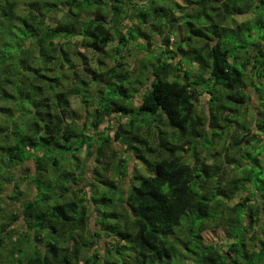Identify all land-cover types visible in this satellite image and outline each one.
Listing matches in <instances>:
<instances>
[{
	"label": "trees",
	"instance_id": "16d2710c",
	"mask_svg": "<svg viewBox=\"0 0 264 264\" xmlns=\"http://www.w3.org/2000/svg\"><path fill=\"white\" fill-rule=\"evenodd\" d=\"M181 1L0 0V255L18 235L13 264H264V0ZM130 44L146 53L135 74L121 55ZM92 87L116 98L89 114L88 127L72 99ZM252 93L261 112L251 119ZM204 94L207 112L197 106ZM132 109L147 118H129ZM106 120L146 174L135 173L124 193L96 168L89 208L77 162L84 148L88 158L97 148L96 163L110 153L127 175L129 160L98 133ZM213 145L221 149L200 156ZM20 171L36 190L31 199L18 197ZM77 172L83 188L73 185ZM10 184L17 213L2 208ZM20 220L26 231L13 227ZM210 228L227 243H206Z\"/></svg>",
	"mask_w": 264,
	"mask_h": 264
},
{
	"label": "rangeland",
	"instance_id": "374dc122",
	"mask_svg": "<svg viewBox=\"0 0 264 264\" xmlns=\"http://www.w3.org/2000/svg\"><path fill=\"white\" fill-rule=\"evenodd\" d=\"M177 1L178 3H182L181 0H174ZM179 12H176V14H178ZM245 19V17H241L240 20ZM176 35L177 38H182L184 35V31L183 28L179 25L176 28ZM173 39V38H172ZM140 43L144 42V40H139ZM160 40L159 38L154 39L152 46L149 48L150 51H152L155 55H158L161 51H162V47H160ZM113 46H111L112 48ZM127 50H130L129 54H126V52H122L121 55L124 56V60L125 63L129 66L128 68L130 69L131 73L136 72V70L140 67L139 62L142 61L145 58L146 53H144L143 51H141L136 45H129ZM82 52H84L83 49H81ZM86 55L88 57H93V54L90 52H85ZM96 60V59H94ZM105 61L107 63V66L111 69L116 67V62L113 58L111 57H106ZM91 67H94L95 69H97L96 64L94 63V61H90ZM98 71H102L98 70ZM135 74V73H134ZM139 75V73H138ZM138 86H140V82L137 83ZM135 87H131V90H128V97H133L136 93V90H134ZM144 93V90H141L135 100H134V107L137 108L140 104H141V97ZM252 95V101H251V109H252V113H250L249 118L252 119L251 115H255V116H259L258 114L261 112L260 108H259V104H258V99H257V94H251ZM116 98L114 91L109 92L108 91H104L103 93H97L95 88L92 87V90L89 91L88 88H84V91L82 93V95L75 97L72 99V104H73V110L75 112V115H78V122L80 124H87L88 127H92V119H91V115L89 117V114H94L96 112V110L98 108H100V110H105L107 107L110 106V104L114 107V105L111 102V99ZM134 99V98H133ZM209 97L208 95H203L200 98V103H198V110L199 111H206L207 112V101H208ZM133 101V100H132ZM107 103H110L109 106ZM128 106L130 105V102H128ZM131 108V107H129ZM89 111V112H88ZM138 110H134L132 109L129 115V118H135L137 119L138 122H140V118H144L146 117L145 114L141 115L139 114V112H137ZM90 118V121H89ZM147 118V117H146ZM242 118V117H241ZM114 119H117V117H114ZM124 121H127L128 118L123 119ZM116 121H111L110 123L104 122L101 125V128H99L98 133H104L106 132V134H110V136L112 137V143L111 146L113 147L114 150H116L117 153L121 154V157L126 158L129 160L126 171H127V175L126 176H121L118 175V171H117V163H118V159L117 158H109L110 157V153H107L105 155V158H103L101 160V162L96 163L95 159H93L96 155V150L97 148L94 150V156L91 158H88L86 149L84 148L83 151L78 154V158H77V162L81 164V167H84L85 171H86V178L87 180H85V191L88 194V200L90 203H88V207L90 208L92 206L91 204V200H90V196H91V192H93V188L91 187V182H96V175H93L95 169L97 168L98 171L101 173V175H103V179L107 180V181H113L114 184L119 188V190L127 192L130 188V185L134 183V181L132 182V177L135 173L140 172L142 174H146V169L144 168L143 165H141V163H139L136 158L133 156V154H129L126 151V146H123L122 144L118 143L115 141L114 138V131L113 130H108L111 129V127H116ZM91 129V128H90ZM162 129L164 131H166L167 133H171V129L169 128H164L162 127ZM89 132V131H88ZM147 131H145L143 133V135H146V138L148 137V141L150 144H158L159 140H157V138H153V137H149ZM96 133H94L93 130L90 131L89 135H91V140L94 141L95 139V135ZM158 136L159 131H157ZM99 142V141H98ZM201 145L202 142L200 141ZM185 152L183 153L185 156V160L188 162L189 159L191 158L190 152H188V147H185ZM220 146L219 145H213V148L210 151H204L203 154L201 153L200 156L202 157H208L210 153L215 152L220 150ZM130 157V158H129ZM64 161V159H63ZM76 162V160H75ZM211 163V162H210ZM62 164H64V162H62ZM28 165H30L33 169V163L29 162ZM233 166H239V163H234ZM70 166H68V170H71L69 168ZM107 171H106V170ZM82 169H80L79 172H81ZM77 172V175L75 174V177L77 178V180H79V186L77 187L76 184L73 183L75 188H83V179L82 176L80 175V173ZM18 177L20 178H25V181H23V184L20 186L19 188V196L24 199H31L32 197L35 196V192L36 190L32 187L30 188V186L27 185V182L29 181V178L24 177L23 172L20 171L18 174ZM98 184V183H97ZM103 186V184H100V186ZM104 187V186H103ZM6 190L3 192V197L1 198L2 200V208L4 209V212L6 213H17L19 210V206H20V202H18V198H11L8 197L9 195L12 194V192L15 190V185L10 184L9 186H6ZM5 189V188H4ZM199 190V189H198ZM243 195L246 196V193H244ZM108 200H113L116 196L114 195H109L108 196ZM240 198H237L233 203H237L239 202ZM99 204L102 206V201L99 202ZM96 219V215L92 217L91 219V228L94 230V221ZM16 230H18L19 232L22 231H26V225L25 223H23V221H19L16 224H14L13 226ZM15 235H17V233H15ZM202 237L204 239V241L208 244H220L222 243L223 245H225L227 243L226 240V234L225 232L221 229V228H210L209 230L203 232ZM108 241H111L110 238H106L103 237L100 240H98V246H96L97 248L100 249V251L102 253L105 252L106 250V243ZM95 247V248H96ZM84 253H86L84 251ZM83 253V255H84Z\"/></svg>",
	"mask_w": 264,
	"mask_h": 264
},
{
	"label": "clouds",
	"instance_id": "9594fccd",
	"mask_svg": "<svg viewBox=\"0 0 264 264\" xmlns=\"http://www.w3.org/2000/svg\"><path fill=\"white\" fill-rule=\"evenodd\" d=\"M3 235L6 237L11 236L10 231L5 232ZM13 239L19 241V236L17 235V236L11 237L10 239H8L6 241V243L2 249L3 254L0 255V264H13V261L16 258V256H15V252L11 251L10 249L18 250L20 247L19 243L15 244V245L12 244Z\"/></svg>",
	"mask_w": 264,
	"mask_h": 264
}]
</instances>
